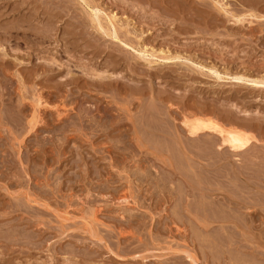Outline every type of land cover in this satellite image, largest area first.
I'll list each match as a JSON object with an SVG mask.
<instances>
[{
  "label": "rangeland",
  "instance_id": "rangeland-1",
  "mask_svg": "<svg viewBox=\"0 0 264 264\" xmlns=\"http://www.w3.org/2000/svg\"><path fill=\"white\" fill-rule=\"evenodd\" d=\"M56 1L0 0V264H264V88L231 79H264V0ZM191 115L257 140L225 160ZM206 149L231 190L202 183ZM203 194L234 202L216 240L240 257Z\"/></svg>",
  "mask_w": 264,
  "mask_h": 264
},
{
  "label": "bare ground",
  "instance_id": "bare-ground-1",
  "mask_svg": "<svg viewBox=\"0 0 264 264\" xmlns=\"http://www.w3.org/2000/svg\"><path fill=\"white\" fill-rule=\"evenodd\" d=\"M58 1V0H57ZM56 1V2H57ZM243 1V0H242ZM249 1V0H248ZM261 1V0H260ZM61 2V1H60ZM59 3V2H58ZM86 3V2H85ZM29 5V4H28ZM88 6V5H87ZM29 7V6H28ZM57 8V7H56ZM102 9V8H101ZM94 10V9H93ZM95 10H96V8H95ZM98 10V9H97ZM97 12H100V10L99 11H97ZM32 13V12H31ZM34 13V12H33ZM93 14V13H92ZM98 14V13H97ZM97 14H96V16H97ZM53 15H54V13H53ZM0 16H2V15H0ZM92 16V15H91ZM97 17H99V16H97ZM115 17V16H114ZM101 18V17H100ZM99 18V19H100ZM31 20V19H30ZM94 20V19H93ZM50 21V20H49ZM91 21V20H90ZM29 22V21H28ZM115 22V21H114ZM113 22V20L112 19H110V23H112V25H113V27L116 29V27H117V25H116V23H114ZM79 23V22H78ZM21 24H23V23H21ZM100 24V23H99ZM0 25H2V24H0ZM5 25V24H4ZM3 26V25H2ZM6 26V25H5ZM110 26H111V24H110ZM1 27V26H0ZM9 27V26H8ZM16 27V26H15ZM101 29H102V27H103V25L101 24ZM119 27V26H118ZM7 28V27H6ZM5 27L4 28H0V29H2L3 31H5L4 33L6 34V35H9L11 32H9L10 31V29L8 30V29H6ZM49 28V27H48ZM97 28H99L98 26H97ZM109 28V27H108ZM107 28V29H108ZM18 29V28H17ZM21 29V28H20ZM1 30V31H2ZM103 30H104V27H103ZM109 30V29H108ZM8 31V32H7ZM24 31H27L26 29L24 30ZM32 31V30H31ZM30 31V32H31ZM106 31V30H105ZM115 31H117V30H115ZM23 33V32H22ZM3 34V33H2ZM12 34V33H11ZM49 34V33H48ZM5 35V36H6ZM25 35H27L26 33H23L22 34V38L24 39V38H27V37H25ZM113 35V34H112ZM127 35V34H126ZM10 36V35H9ZM8 36V37H9ZM16 36V35H15ZM7 37V38H8ZM18 37V36H17ZM6 38V39H7ZM19 38V37H18ZM9 39H10V37H9ZM25 40V39H24ZM9 41V40H8ZM3 42V41H2ZM29 42V41H28ZM40 42V41H39ZM31 44H33V43H31ZM34 44H36V43H34ZM38 45V44H37ZM14 46V45H13ZM32 48V47H31ZM5 49V48H4ZM34 49V48H33ZM37 49L38 48H36V49H34L33 51L34 52H36L37 51ZM200 49V48H199ZM12 50V49H11ZM30 50V49H29ZM36 50V51H35ZM39 50V49H38ZM12 53V52H11ZM32 53V52H31ZM36 53H38V52H36ZM222 53V52H221ZM6 54V53H5ZM30 53H28V55H29ZM30 55H33V54H30ZM29 55V56H30ZM215 57V56H214ZM48 64V63H47ZM54 64V63H53ZM42 65V64H41ZM60 70V69H59ZM74 72V71H73ZM82 72V71H81ZM109 73V72H108ZM73 74V73H72ZM101 75V74H100ZM109 75V74H108ZM239 75V74H238ZM233 76L231 79H233V80H236V82L237 83H242V84H244V82L247 84V85H251V86H253L254 88L255 87H257V88H264V79L263 80H261V78L259 79V80H256V79H252V78H248V76L247 75H243V76ZM227 76V75H226ZM230 76V75H229ZM247 76V77H246ZM106 77V76H105ZM220 77V76H219ZM246 77V78H245ZM8 78V77H7ZM19 98V97H18ZM41 100V99H40ZM39 102V101H38ZM41 102V101H40ZM68 102V101H67ZM152 102V101H151ZM150 102V103H151ZM20 104V103H19ZM155 104V103H154ZM10 106V105H9ZM149 106V105H148ZM19 107V106H18ZM150 107V106H149ZM147 110V109H146ZM161 111V110H160ZM159 113V112H158ZM56 115V114H55ZM162 115V114H161ZM206 115V114H205ZM208 116V115H207ZM206 116V117H207ZM229 116V115H228ZM158 118V117H157ZM74 121V120H73ZM162 121V120H161ZM28 122V121H27ZM171 123V122H170ZM182 123H183V126H184V128H185V131L189 134V136H191V137H193V138H195V140H196V137H200V134L202 133V132H206L207 131V133L208 132H210L211 133V135L212 134H215V137L217 136L218 138L217 139H213L212 141H210L211 142V145H213V146H215L217 149H218V151L220 152V153H225V154H221V155H219V156H225V160H230V159H226V158H233L235 155H238V153L239 152H242V151H244V150H246L251 144H252V142L254 141V139H256L255 137L256 136H254L252 133H250V132H248V131H245L244 129H240V128H235V127H227V126H225V125H223V124H221V122H219V120L217 121L216 119H214L213 117H211V118H209V117H207V118H205V117H203V116H193V115H191V116H185L184 118H183V121H182ZM165 125V124H164ZM177 127V126H176ZM154 128V127H153ZM86 130V129H85ZM165 130V129H164ZM167 130V129H166ZM169 130V129H168ZM140 131V130H139ZM168 133V132H167ZM181 133V132H180ZM206 133V134H207ZM150 134V133H149ZM170 134V133H169ZM204 134V133H203ZM146 135V134H145ZM158 135V134H157ZM156 135V136H157ZM187 135V134H186ZM185 135V136H186ZM152 136V135H151ZM154 136V135H153ZM159 136V135H158ZM213 136V135H212ZM198 137V138H199ZM148 137L146 136V139H147ZM178 138H180L179 136H178ZM197 138V139H198ZM156 139V138H155ZM191 139V138H190ZM200 139V138H199ZM203 139V138H202ZM181 140V139H180ZM183 140V139H182ZM257 140V139H256ZM145 141V140H144ZM147 141V140H146ZM152 141V140H151ZM207 141V140H206ZM149 142V141H148ZM153 142V141H152ZM178 142H180V141H178ZM208 142V141H207ZM159 143V142H158ZM181 143V142H180ZM254 143V142H253ZM153 144V143H152ZM160 144V143H159ZM189 144V143H188ZM156 145V144H155ZM165 145V144H164ZM181 145V144H180ZM207 145V144H206ZM158 146V145H157ZM183 146V145H182ZM212 146V147H213ZM186 147V146H185ZM207 147V146H206ZM210 147V146H209ZM211 147V148H212ZM186 148H188V147H186ZM251 148V147H250ZM208 149H210V148H208ZM214 149V148H213ZM225 149V150H224ZM201 150V149H200ZM203 151H205V150H203ZM206 151H207V149H206ZM209 151V150H208ZM207 151V152H208ZM215 151L218 153V151L215 149ZM215 151L213 152V153H215ZM256 152V151H255ZM192 153V152H191ZM204 153V152H203ZM206 153V152H205ZM201 154V156L200 157H202L203 158V161L205 160V159H207L206 160V162L207 163H205V165L206 166H208L209 168H211L210 170H208V169H205L206 171V173H209L210 175H212L211 176V178L212 179H214V180H212L211 181V178H209V175L207 176V174H206V176H207V178H206V176H203V174L202 175H199V177H204L203 178V180H202V183L203 182H205V184L204 185H207V186H210V191H212L213 193L214 192H216V191H218V190H220V189H222L223 190V188H225L224 190L225 191H229V190H231L230 189V187H229V189L227 188V187H225L224 185H226L227 183H226V180L225 181H221V180H219L220 179V177H223V178H229V177H227L228 175H227V173H225L224 171L222 172H220L219 170H217L220 174H218V173H216L217 175H214V170H212L213 168L212 167H214V166H216V165H218V163H220L222 160H223V158L222 157H220V158H218V157H216V156H214V154H210V151H209V154L207 153V154ZM171 154H175V153H171ZM233 156H232V155ZM240 154V153H239ZM210 155V156H209ZM196 156V155H195ZM212 156V157H211ZM257 156V155H256ZM167 157V156H166ZM214 157H216V159H214ZM236 157L237 156H235V158H234V160H236ZM250 157V156H249ZM259 157V156H258ZM261 157V156H260ZM218 158V159H217ZM245 158V157H244ZM169 159H170V157H169ZM238 159V158H237ZM248 159V158H247ZM251 159V158H250ZM167 160V159H166ZM173 160V159H172ZM233 160V159H232ZM162 161H165V159H163ZM168 161V160H167ZM220 161V162H219ZM263 161V160H262ZM242 162V161H241ZM243 162H245V161H243ZM222 163V162H221ZM264 163V162H263ZM194 164V163H193ZM250 164V163H249ZM256 164V163H255ZM262 165V164H261ZM264 165V164H263ZM262 165V166H263ZM248 166V165H247ZM247 166H245L246 168H248ZM207 167V168H208ZM224 167V166H223ZM235 167H237V165L235 166ZM249 167H251V166H249ZM258 167V166H257ZM226 168H227V166H226ZM240 168V167H239ZM215 169V168H214ZM217 169H218V167H217ZM228 169V168H227ZM180 170V169H179ZM188 170V169H187ZM216 170V169H215ZM254 170V169H253ZM214 173H213V172ZM245 171V170H244ZM255 171H256V169H255ZM248 172V171H247ZM246 172V173H247ZM253 172V171H252ZM257 172V171H256ZM264 172V171H263ZM188 173V172H187ZM204 173V172H203ZM232 173V172H231ZM15 174V173H14ZM162 174V173H161ZM196 174V173H195ZM260 174V173H259ZM153 175V174H152ZM230 175V174H229ZM220 176V177H219ZM251 176V175H250ZM202 177H201V179H202ZM247 177V176H246ZM255 177V176H254ZM262 177V176H261ZM235 178V177H234ZM263 178V177H262ZM209 179V180H208ZM190 180V179H189ZM209 181V182H208ZM211 181V182H210ZM206 182H208V183H206ZM255 182V181H254ZM202 183H199L198 185L201 187L203 184ZM231 184V183H230ZM237 184V183H236ZM257 185H259V184H257ZM206 186V187H207ZM241 186V185H240ZM260 186V185H259ZM203 187V189L202 190H204L205 189V187L204 186H202ZM201 187V188H202ZM209 188V187H208ZM207 188V189H208ZM243 188V187H242ZM206 190V189H205ZM207 191V190H206ZM221 191V190H220ZM202 192V191H201ZM209 191H207V192H205V193H208ZM204 193V192H203ZM232 193V192H231ZM178 194V193H177ZM218 195H219V193H217ZM252 194V193H251ZM203 195H205V194H203ZM207 195V194H206ZM204 196V197H206V200L208 199V200H211L212 201V199H214L213 197H211V196ZM209 195V194H208ZM243 195V194H242ZM256 195V194H255ZM182 196V195H181ZM252 196H254V195H252ZM252 196H250V198L252 197ZM262 196V195H261ZM184 197V196H183ZM203 197V196H202ZM200 198V197H199ZM218 198V197H217ZM220 199V198H219ZM227 199V198H226ZM225 199V200H226ZM231 199V198H230ZM243 201H245L246 202V204L248 203L247 201H246V199L245 198H241ZM194 200V199H193ZM196 200H199L198 198L196 199ZM201 200V199H200ZM202 200H203V198H202ZM201 200V201H202ZM261 200V199H260ZM210 201V202H211ZM240 201V200H239ZM253 201H255V200H253ZM199 202V201H198ZM263 202V201H262ZM213 204H210V203H205L206 205H210L209 207H211V205H213L214 207L212 208H209L208 206H206V208H205V206L203 207V208H201V211H203L202 213H195V212H198L199 210H195L194 211V213L197 215V214H200L201 215V217H199L200 215H197V218L200 220L199 222H202V224L203 225H201V226H204V228L203 229H201V230H203L204 232H205V230H206V232H209V230H211L212 228V223H214V222H223V223H221V227L222 228H225V229H223V230H226V228H229L228 226H231V224H235V227H238V225H242V222H241V218L239 219L238 217H239V213H238V215H234V213H236L235 212V209H233L234 210V212H232V211H230L232 214L231 215H234V218H233V216H232V218H231V216H230V218L229 217H225V215L227 216V215H229V214H227L226 212H228V209H226V214L224 215V213H222L223 211H224V205H225V207H229V209H230V207L232 206V204H234V202L233 201H230L229 199H227V201L224 203V202H220L219 200H217V199H214V202H212ZM190 204H191V202H190ZM251 204V203H250ZM189 205V204H188ZM194 205V204H193ZM199 206H203L204 205V203L203 204H201L200 205V203L198 204ZM254 205V210H252V212H250V214H252L253 216H255V217H257V219L259 220V215H258V213L260 212V211H258V209H261L262 207L260 206V208H256V205L255 204H253ZM261 205V204H260ZM201 206V207H202ZM258 206H259V204H258ZM186 207L188 208V206L186 205ZM196 207V205L193 207V208H195ZM236 207H238V206H236ZM189 208H190V206H189ZM188 208V210L190 211V212H193L192 210L193 209H191L192 208V206H191V208L189 209ZM197 208H198V206H197ZM197 208H195V209H197ZM232 208V207H231ZM235 208V207H234ZM239 208V210H240V212L244 209V210H246V209H250L249 208V206H246V205H241V206H239L238 207ZM180 209V208H179ZM203 209V210H202ZM221 209H223V210H221ZM256 209V210H255ZM264 209V208H263ZM219 210H221V211H219ZM236 210H237V208H236ZM221 212L223 215H220L219 214V216H218V214H216V213H219V212ZM238 211V210H237ZM175 212H176V210H175ZM200 212V211H199ZM156 213V212H155ZM229 213V212H228ZM246 213V212H245ZM247 215V214H246ZM256 215H258V216H256ZM223 218H222V217ZM236 216H238V217H236ZM251 216V215H250ZM196 217V216H195ZM219 217H221V218H219ZM242 217L244 218V216L242 215ZM247 217L248 216H246L245 217V220L247 219ZM255 217H254V222H253V224L255 223L256 224V222H255ZM261 217V216H260ZM237 218V219H236ZM249 218V217H248ZM251 218L252 219H250L249 221L251 222V220L253 221V217L251 216ZM261 218H263V217H261ZM236 219V220H235ZM256 219V220H257ZM187 220V219H186ZM238 220H240V221H238ZM245 220H243L244 222H246L247 223V221H245ZM261 220V219H260ZM262 220H264V219H262ZM261 220V221H262ZM191 222V221H190ZM193 222V221H192ZM197 222V221H196ZM243 222V224L245 225V227H246V223H244ZM264 222V221H263ZM252 223V222H251ZM251 223H247V224H250V226H251ZM261 224H262V222H260ZM194 223H192V225H193ZM254 224V225H255ZM190 225V224H189ZM195 226H196V224H194ZM193 225V226H194ZM254 225H252V228H249V226L247 225V229H250V230H252V229H254L253 228V226ZM260 225V224H259ZM264 225V224H263ZM200 226V225H199ZM215 226V225H214ZM234 226V225H233ZM243 226V225H242ZM3 227V226H2ZM232 227H230L229 228V230L231 229ZM197 230H198V228H196ZM195 229V230H196ZM205 229V230H204ZM207 229H209L208 231H207ZM215 229V228H214ZM217 229V228H216ZM234 229V228H233ZM202 231V232H203ZM219 232H220V230H218ZM200 232V230L198 231V233H197V235H195V236H197V238L198 237H200L201 235H198V234H201V233H199ZM203 232V233H204ZM211 233L213 232V230H211L210 231ZM227 232V230L224 232V233H226ZM230 232L231 231H229V234H230ZM224 233H223V235L221 234L220 235V237H218L219 236V234H214V232H213V234L215 235H211V234H209L210 236H213V237H215V239L214 240H216V236H217V239L219 238V240H220V238L222 237V239H221V241H222V243L224 244V241H223V239L224 240H226L225 238L228 236L227 235V233L224 235ZM237 233V232H236ZM235 233V234H236ZM207 234V233H206ZM234 233L233 232H231V236L230 237H232V235H233ZM239 234V233H238ZM247 234H248V232H247ZM258 234V233H257ZM261 234H262V232H261ZM246 235V234H245ZM260 235V234H259ZM226 236V237H225ZM256 236V235H255ZM224 237V238H223ZM234 237L235 236H233L231 239L232 240H234ZM245 237H247V235L245 236ZM251 237H254V236H251ZM256 237H258V235L256 236ZM260 237L262 238V235H260ZM203 238H205V239H208V237H207V235H204V237ZM212 238V237H211ZM249 238V237H248ZM261 238H260V241H261ZM227 239H229V237L227 238ZM230 239V244H231V240ZM242 239V238H241ZM240 239V240H241ZM198 240V239H197ZM219 240H216L217 242L216 243H220V245H221V249H224V251H225V248L227 249V247H226V244H227V242L225 243V246L219 241ZM250 240V239H249ZM248 240V241H249ZM201 241V240H200ZM203 241V240H202ZM201 241V242H202ZM204 241H206V242H210L209 241V239L208 240H204ZM228 241V240H227ZM234 241H236V240H234ZM234 241H232V243L234 242ZM238 241V240H237ZM242 241V240H241ZM264 241V240H263ZM211 242H213V240L211 239ZM235 243V242H234ZM256 243V242H255ZM238 244H239V242H238ZM242 244V243H241ZM216 245V244H215ZM234 244H231V246H233ZM235 245H237V243H235ZM247 245V244H246ZM245 245V246H246ZM259 245V244H258ZM202 246V245H201ZM219 246V245H218ZM230 246V247H231ZM239 246H241V245H239ZM243 246V245H242ZM252 246V245H251ZM213 247V246H212ZM212 247H209V248H212ZM216 247V246H215ZM225 247V248H224ZM229 247V246H228ZM201 248V247H200ZM237 248V247H236ZM235 247H234V249H236ZM240 248H242V247H239V249ZM245 248V247H244ZM258 248V247H257ZM213 249V248H212ZM229 249V248H228ZM228 249L226 250V252H228ZM235 250V252L232 250V252H234V253H231V249H230V252H228L229 254H230V258H232V259H230L231 261L233 260V259H235V258H237V257H240L241 256V254H242V252H244L243 251V249H242V252H241V249L240 250ZM259 249V248H258ZM257 249V250H258ZM261 249V248H260ZM260 249L258 250V251H260ZM214 250H215V248H214ZM213 250V251H214ZM218 250V249H217ZM245 250V249H244ZM256 250V251H257ZM68 251V250H67ZM211 251V250H210ZM240 251V252H239ZM249 251V250H248ZM257 251V252H258ZM263 251V250H262ZM221 252V251H220ZM237 252H239V254H237L238 256L236 257V256H231V255H234V254H236ZM260 253V252H259ZM262 253V252H261ZM190 254V253H189ZM215 254V253H214ZM228 254V255H229ZM190 255H192V254H190ZM220 255V254H219ZM223 255V254H222ZM251 255H253V254H251ZM256 255V254H255ZM214 256V255H213ZM213 256H211V257H213ZM218 256V255H217ZM257 256V255H256ZM190 257V256H189ZM216 257V256H215ZM229 257V256H228ZM246 257H249L250 259H251V261L252 262H254L255 260H254V258L252 259L251 257H250V255L248 256V254L246 253ZM245 257V258H246ZM253 257V256H252ZM217 258V257H216ZM244 257H243V254H242V258L240 257V258H237L238 260L240 259V261L243 259ZM193 259L194 260H197V259H195L194 258V256H193ZM212 259V258H211ZM248 258H246V260H247ZM257 259V258H256ZM238 260H234V262L235 261H238ZM254 260V261H253ZM259 261V260H258ZM234 262H233V264H234ZM242 262H243V260H242ZM245 262V261H244ZM248 263H250L251 264V262H249V260L247 261ZM235 264H236V262H235ZM254 264V263H253ZM255 264H256V262H255Z\"/></svg>",
  "mask_w": 264,
  "mask_h": 264
}]
</instances>
